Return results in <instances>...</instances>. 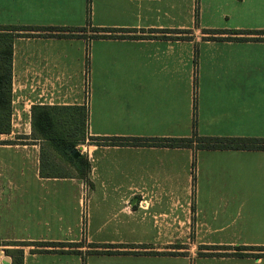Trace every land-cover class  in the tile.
<instances>
[{
    "label": "crops",
    "instance_id": "1",
    "mask_svg": "<svg viewBox=\"0 0 264 264\" xmlns=\"http://www.w3.org/2000/svg\"><path fill=\"white\" fill-rule=\"evenodd\" d=\"M178 8L179 0H0V26L55 30L26 32L32 36L14 43L12 131L0 135L1 242L84 238V219L77 236L60 212L64 237L19 238L49 221L34 215L30 201L52 202L43 197L51 188L45 185L66 183L57 186L67 189L63 199L79 194L84 201L80 179L41 177L34 107H87L90 138H189L196 125L201 137L264 139V41L206 33L264 31V24L195 26L180 19ZM21 135L28 144L19 145ZM172 152L187 155L184 188L172 184L177 165L162 158ZM90 165L91 196L99 187L108 196L99 205L101 221L87 214L88 243L99 247L90 251L120 252H91L92 264L93 257L96 264H264V258L210 255L235 252L214 247H264V151L91 146ZM27 177L32 186H19ZM179 238L193 240L180 255L171 242L151 247L154 239ZM82 252L23 249L24 264H82Z\"/></svg>",
    "mask_w": 264,
    "mask_h": 264
},
{
    "label": "trees",
    "instance_id": "2",
    "mask_svg": "<svg viewBox=\"0 0 264 264\" xmlns=\"http://www.w3.org/2000/svg\"><path fill=\"white\" fill-rule=\"evenodd\" d=\"M40 31L53 32L54 28H31L0 26V135L10 134L12 131L13 114V48L15 40L19 37H31L26 32ZM64 31V30H60ZM69 31V30H65ZM124 31V30H123ZM120 31V32H123ZM83 32V30H78ZM207 34L225 35L218 38L229 41H264V31L256 30H208ZM252 36V38H250ZM59 37H63L60 35ZM70 37V36H69ZM108 38V36H105ZM121 39H126L124 36ZM33 115V136L34 139L42 141L43 144L49 143L57 152L63 153L70 158V165L75 167L78 174L56 175L47 172L48 167L53 168L52 162L45 160L43 145L41 147V177L42 178H77L81 181L89 182L91 171L90 161L84 156L74 159L67 149L72 147L76 149L79 143H85L88 139V110L85 106L73 107H34ZM189 138H128V137H104L91 138L98 142L101 147H139V148H166V149H191L194 152L201 150H220V151H264V139L254 138H221V137H201L195 131ZM195 168V165H194ZM18 247V250H5L13 258V264H24V253L22 248L34 247L33 254L47 253H73L80 254V251H53L51 249L76 247L84 248L81 243H61V242H1L0 247ZM90 249L99 248L95 244H89ZM103 248H115L114 246H105ZM213 250L229 251L234 250L232 254L228 252L210 254L214 256H236V257H258L264 258V247H236L234 249L227 247H214ZM97 254H118L120 252H96ZM89 252V253H91ZM257 252V254H254Z\"/></svg>",
    "mask_w": 264,
    "mask_h": 264
},
{
    "label": "rangeland",
    "instance_id": "3",
    "mask_svg": "<svg viewBox=\"0 0 264 264\" xmlns=\"http://www.w3.org/2000/svg\"><path fill=\"white\" fill-rule=\"evenodd\" d=\"M179 0V8H178V16L181 17V20H186L189 23L191 20L195 23L194 25L199 24H227V26L235 27V26H249V25H257L260 26V24H264V0H187L189 5L188 7H185V1L184 3L180 2ZM244 10H247L248 12H242ZM193 13V15L191 14ZM197 23V24H196ZM230 30H235V28H229ZM184 38V36L180 37ZM183 128L181 129L182 132ZM24 133V131H22ZM22 141H19V145H26L25 136L21 135L19 136ZM98 142L92 141L91 138L88 136V139L85 143H79L76 146V149L81 152V156H84V158L88 159L90 161V147L91 146H97ZM43 149L45 153V160L47 162H52L54 164L53 168L48 167L46 171L52 172L56 175H70L75 176L78 174V171L75 167L70 165V158L60 152H57L53 149V147L49 143L43 144ZM163 160L167 161V166L169 167V164L174 167V165H177L179 177L177 181L173 186H177L180 188H184L186 186V170L183 169V166L187 165V155L185 154H177V153H169L167 155H162ZM28 178V177H27ZM26 182V183H24ZM83 182V181H82ZM33 181L28 178V180H22L19 181V186H32ZM68 186L66 183H59L57 185L55 184H48L45 186H51L49 188L50 190L48 192H43V197L45 200H52V202H46L41 197H34L32 200H30L33 205V213L38 218H46L49 221L46 224H42L41 227L33 229L30 233H24L19 236L20 239H41L45 238L47 241L51 240H57L58 238L64 237L63 235L65 232H62V228L64 224H71V227H73V231L75 235H79V220L82 218L84 219V226H83V233L84 238L81 242L84 244V248H76V247H66V248H56L51 249L53 251L60 250V251H83V261L82 264H92L89 261V258L91 252L89 248L88 238L86 230L87 226L85 225L87 222V214L89 216V220L91 216L93 215L95 222L101 221V213L99 211V205L103 203L102 198H107L108 196L104 195L100 187L97 189L98 191L91 196V191L93 190L92 184L89 182H83L84 189H83V204H80L79 202V194L73 198H67L63 199L64 195L67 194L66 188H60L57 186ZM170 187V186H169ZM39 189V188H38ZM110 193V190L108 191ZM113 192V191H112ZM111 192V193H112ZM110 198H114V195L110 194ZM81 199V198H80ZM24 200V199H23ZM45 206L47 209V214H45L43 211L39 209L41 206ZM20 208L26 207V206H19ZM56 207V208H55ZM59 209V210H58ZM53 215L51 214V212ZM61 214H64L65 216H69L68 220H66V223L61 224L58 222L57 217ZM30 213H32L30 211ZM82 213V214H81ZM84 214V215H83ZM74 217H76V223L74 221ZM86 221V222H85ZM77 225V226H76ZM86 226V227H85ZM86 233V235H85ZM22 237V238H21ZM153 239V237H148L147 239ZM153 244H151V247L154 248H164L166 246H170L167 243L171 242L173 243L171 245L172 248H176L179 252H185L187 248H190L192 246L193 240H187L184 238H179L177 240H151ZM80 242V243H81ZM18 247H0V264H3L2 259L3 257H11L7 253H5V250H18ZM26 251L29 250H36V248L31 247H25L23 248ZM22 249V250H23ZM85 252V253H84ZM65 254H73V253H65ZM183 254V253H182ZM77 256L72 258H76ZM98 257H93L92 260L94 261L93 264H96L99 262L97 259ZM76 260V259H75ZM56 264H63V263H56ZM106 264L107 260H106ZM114 264H119L115 262Z\"/></svg>",
    "mask_w": 264,
    "mask_h": 264
},
{
    "label": "water",
    "instance_id": "4",
    "mask_svg": "<svg viewBox=\"0 0 264 264\" xmlns=\"http://www.w3.org/2000/svg\"><path fill=\"white\" fill-rule=\"evenodd\" d=\"M67 151L71 154L74 159H77L79 156H81V152L77 149H73L72 147H69ZM3 264H11L10 258H5V260H3Z\"/></svg>",
    "mask_w": 264,
    "mask_h": 264
}]
</instances>
